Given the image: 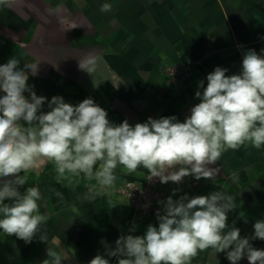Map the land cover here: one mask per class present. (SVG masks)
Instances as JSON below:
<instances>
[{
	"label": "crops",
	"instance_id": "0c3cea01",
	"mask_svg": "<svg viewBox=\"0 0 264 264\" xmlns=\"http://www.w3.org/2000/svg\"><path fill=\"white\" fill-rule=\"evenodd\" d=\"M103 3H110L112 10L101 12ZM61 14L70 18L63 27L75 35L68 53L74 74L41 81L40 26L34 31L24 22L8 25L6 21L15 17L39 21ZM93 34H100L99 49L94 47ZM249 49L264 54V0H6L0 4V65L12 57L20 59V67L24 62L39 63L37 74L29 75L27 82L38 96L48 100L62 96L74 106L91 97L115 124L127 119L134 126L149 117L172 115L183 122L200 102L195 97L197 90L203 91L199 81L206 87L207 75L217 66L227 68L226 75L239 74L243 53ZM88 57L95 60L89 72L79 66ZM180 63L188 65L189 74L173 80L165 70ZM48 110L45 103L43 111ZM212 167L219 168L214 180L201 178L191 190L174 187L165 200L214 191L232 195L236 208L228 213L229 226L239 228L242 237L253 235L255 221L264 219V147L229 150ZM146 173L140 168L128 174L118 167L114 187L102 189L83 174L57 179L51 163L38 165L27 173L28 181L20 190L39 189L40 214L48 217L47 238L34 237L26 244L0 232V264H42L48 248L61 255L63 264H89L105 252L102 240L114 248L121 235L142 236L149 224L158 227L155 213L134 215L116 191L125 181L143 180ZM89 194L95 199L86 200ZM240 212L245 213L247 223ZM250 243L264 250V241ZM105 258L118 264L116 257ZM191 264L231 262L225 253L208 249ZM239 264L249 262L244 257Z\"/></svg>",
	"mask_w": 264,
	"mask_h": 264
},
{
	"label": "clouds",
	"instance_id": "9594fccd",
	"mask_svg": "<svg viewBox=\"0 0 264 264\" xmlns=\"http://www.w3.org/2000/svg\"><path fill=\"white\" fill-rule=\"evenodd\" d=\"M111 10L110 3L101 5V12ZM38 65L24 62L20 67L17 57L0 65V232L26 244L34 237L47 238L48 217L40 214L39 189L20 190L38 165L51 163L57 179L83 174L102 189L114 187L118 167L128 174L143 168L148 180L180 184L188 176L214 180L219 168L212 165L229 150L264 147V54L253 49L243 53L239 74L226 75L228 69L217 66L207 75L206 87L199 81L203 91L197 90L195 97L200 102L183 122L172 115L149 117L134 126L127 119L110 122L91 97L74 106L62 96H38L27 83ZM94 65L92 57L79 62L87 72ZM234 199L220 191L175 200L169 196L158 202L163 206L155 213L158 227L149 224L142 236L121 235L114 248L102 240L105 252L89 264H110L105 256L116 257L118 264H191L208 249L225 253L231 264L244 257L249 264H264V250L250 243L264 241V219L255 221L253 235L242 237L239 228L228 224ZM239 215L247 223L245 213ZM47 257L42 264H63L61 255L49 248Z\"/></svg>",
	"mask_w": 264,
	"mask_h": 264
},
{
	"label": "rangeland",
	"instance_id": "374dc122",
	"mask_svg": "<svg viewBox=\"0 0 264 264\" xmlns=\"http://www.w3.org/2000/svg\"><path fill=\"white\" fill-rule=\"evenodd\" d=\"M29 13H32L29 11ZM16 18V17H15ZM7 19V24H16L19 22L26 23L31 29L40 26V80L49 81L53 77H67L74 74V69L69 67L68 53L70 49L71 38L75 35L70 34L67 28L63 26L70 22V18L57 15L55 18L35 17H17L16 19ZM49 26V27H48ZM5 31L1 32V39L5 38ZM84 37V34L78 35ZM94 47L100 48V34H93ZM60 61V62H59Z\"/></svg>",
	"mask_w": 264,
	"mask_h": 264
},
{
	"label": "built area",
	"instance_id": "2783aa9c",
	"mask_svg": "<svg viewBox=\"0 0 264 264\" xmlns=\"http://www.w3.org/2000/svg\"><path fill=\"white\" fill-rule=\"evenodd\" d=\"M166 73L173 80H182L189 74V67L180 63L166 68ZM198 185V181L192 176L185 177L183 182L176 184L168 182L161 184L158 178L148 180V173L141 181H125L117 188V193L125 198L134 215L147 216L162 210L159 201H165L166 194L174 187L182 190H191Z\"/></svg>",
	"mask_w": 264,
	"mask_h": 264
}]
</instances>
